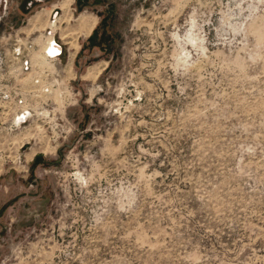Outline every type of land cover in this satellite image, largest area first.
<instances>
[{
  "label": "rangeland",
  "instance_id": "374dc122",
  "mask_svg": "<svg viewBox=\"0 0 264 264\" xmlns=\"http://www.w3.org/2000/svg\"><path fill=\"white\" fill-rule=\"evenodd\" d=\"M60 1L0 0V264H264V0Z\"/></svg>",
  "mask_w": 264,
  "mask_h": 264
},
{
  "label": "built area",
  "instance_id": "2783aa9c",
  "mask_svg": "<svg viewBox=\"0 0 264 264\" xmlns=\"http://www.w3.org/2000/svg\"><path fill=\"white\" fill-rule=\"evenodd\" d=\"M56 9V8H55ZM55 9L52 10V15H53V18L49 17L48 19V31L44 33L43 35V41L44 42V45H43V55H45V57L49 60H59L60 58H62L65 54V46L63 44V41L62 39L59 37H57V34H56V30L55 28L57 26H52L51 23L52 22H55L58 24L60 18H57V14H58V11ZM55 11V12H54ZM54 13V14H53ZM31 43V42H30ZM47 44H51V46L53 47L52 50H47V52L45 53V46H47ZM17 57H18V60H19V63H20V70L23 71V72H30L34 66V63H33V59L31 56H28V54H21L20 52H17ZM23 116H22V120H26V112L24 111L23 112Z\"/></svg>",
  "mask_w": 264,
  "mask_h": 264
},
{
  "label": "bare ground",
  "instance_id": "6f19581e",
  "mask_svg": "<svg viewBox=\"0 0 264 264\" xmlns=\"http://www.w3.org/2000/svg\"><path fill=\"white\" fill-rule=\"evenodd\" d=\"M72 2H73V0H65V1H63L62 8L67 11L69 9L70 3H72ZM79 18H80L81 22H87L86 23L87 24L86 31L89 32L93 28V26L95 24V19L92 16H87V15L86 16L84 15V16H81V17L79 16ZM53 25H55V24H53ZM87 34H89V33H87ZM45 48H46L45 52H47V50H52L53 47L51 46V44H47V46Z\"/></svg>",
  "mask_w": 264,
  "mask_h": 264
},
{
  "label": "flooded vegetation",
  "instance_id": "af4514ba",
  "mask_svg": "<svg viewBox=\"0 0 264 264\" xmlns=\"http://www.w3.org/2000/svg\"><path fill=\"white\" fill-rule=\"evenodd\" d=\"M63 1H65V0H62V1L59 2V4H56V7L60 8L61 10H63V8H62V3H63ZM73 2H74V0H73ZM73 2H72V3H73ZM72 3H71V4H72ZM54 7H55V6H54ZM54 7H53V8H54ZM69 7H70V6H69ZM37 15H39V14H37ZM35 16H36V15H35ZM54 23H55V22H54Z\"/></svg>",
  "mask_w": 264,
  "mask_h": 264
},
{
  "label": "water",
  "instance_id": "95a60500",
  "mask_svg": "<svg viewBox=\"0 0 264 264\" xmlns=\"http://www.w3.org/2000/svg\"><path fill=\"white\" fill-rule=\"evenodd\" d=\"M36 1H45V0H36Z\"/></svg>",
  "mask_w": 264,
  "mask_h": 264
}]
</instances>
